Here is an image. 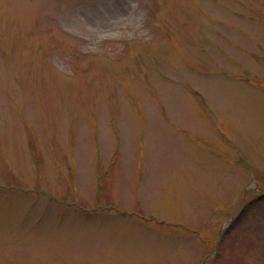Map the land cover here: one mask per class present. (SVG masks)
<instances>
[{
	"label": "rangeland",
	"instance_id": "374dc122",
	"mask_svg": "<svg viewBox=\"0 0 264 264\" xmlns=\"http://www.w3.org/2000/svg\"><path fill=\"white\" fill-rule=\"evenodd\" d=\"M0 264H264V0H0Z\"/></svg>",
	"mask_w": 264,
	"mask_h": 264
}]
</instances>
